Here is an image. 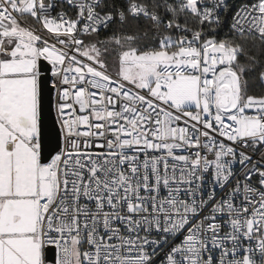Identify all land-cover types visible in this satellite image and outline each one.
<instances>
[{
    "label": "snow or ice",
    "instance_id": "6c2138e0",
    "mask_svg": "<svg viewBox=\"0 0 264 264\" xmlns=\"http://www.w3.org/2000/svg\"><path fill=\"white\" fill-rule=\"evenodd\" d=\"M0 264H264V0H0Z\"/></svg>",
    "mask_w": 264,
    "mask_h": 264
}]
</instances>
